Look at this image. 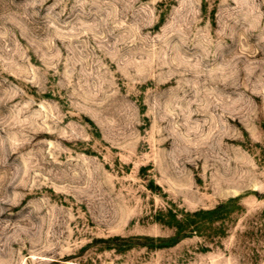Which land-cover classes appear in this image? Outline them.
Instances as JSON below:
<instances>
[{"label":"rangeland","instance_id":"1","mask_svg":"<svg viewBox=\"0 0 264 264\" xmlns=\"http://www.w3.org/2000/svg\"><path fill=\"white\" fill-rule=\"evenodd\" d=\"M0 264H264V0H0Z\"/></svg>","mask_w":264,"mask_h":264},{"label":"trees","instance_id":"2","mask_svg":"<svg viewBox=\"0 0 264 264\" xmlns=\"http://www.w3.org/2000/svg\"><path fill=\"white\" fill-rule=\"evenodd\" d=\"M229 203H222L219 204L217 207H215L214 209H210V210H200L197 212H194L193 214L188 213L187 216H189L190 218L192 217H200V218H205L207 221H213L215 219H218L220 216H222L227 209L229 208ZM191 222H194V220H191ZM186 235H178L175 236L173 238H158L157 240L160 241L159 244L155 243V239L154 238H149L147 237L150 241V243H148V246L150 247H159V248H163V247H168V246H172L177 244L179 241L182 240V238H184ZM120 238H114L112 240H119ZM127 247H131V245H127Z\"/></svg>","mask_w":264,"mask_h":264}]
</instances>
